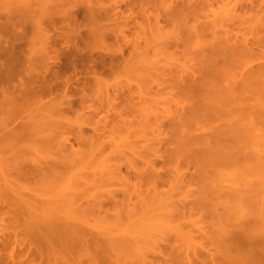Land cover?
Masks as SVG:
<instances>
[{
    "label": "rangeland",
    "instance_id": "374dc122",
    "mask_svg": "<svg viewBox=\"0 0 264 264\" xmlns=\"http://www.w3.org/2000/svg\"><path fill=\"white\" fill-rule=\"evenodd\" d=\"M43 1L46 0H0V38L10 37L15 40L19 37L18 34L14 37L15 33L24 30V26L25 29L27 27L24 32L31 34L32 19L24 17L28 15L22 10L26 4L24 2L33 3L35 8ZM47 1L49 3L50 0ZM50 5L44 7L45 14L42 19L43 25H50L45 24L49 28L41 26L43 30L49 29L51 36L52 31L59 36L60 28L61 35L64 36L63 32L70 28V34H66L78 38L80 52H84L85 58L89 57L86 62L91 61V58L98 61V64L93 62L96 68L92 66L97 75L93 79L90 76L92 80L88 78L89 83L85 84L87 87L83 90L84 104L78 103L83 93L79 90L83 86V76H80L82 82L78 83L74 78L79 75L73 74L72 81L75 82L72 84L78 85L76 93H69L77 97L76 100L72 97L76 101L73 110L59 113L54 112L52 106L48 107L50 130L56 132L61 141L67 136L70 137V141L66 142L67 147L70 148V142L74 144L75 153L63 163L66 165L64 173L44 178L42 184L34 183L35 179L29 177L21 178L18 182L26 186L33 185L36 188V197L47 201L49 198L52 201L57 200L55 206L59 207L58 211L62 215L78 212L79 221L101 236H107L112 246L117 240L116 244L121 246L120 249L116 246L112 251V248L104 247L102 250L105 254L100 253L98 260L112 264H224L226 259L235 260H232V257L236 258L233 252L231 257L227 256L228 251L218 245L225 235L224 231L240 230L264 215V0H65L58 6H53L63 12L56 10L52 16L46 14L53 10ZM89 6L91 12L95 8V13H89ZM98 9L100 14L97 13ZM64 12H68L67 17L63 15ZM8 20L13 26H10ZM21 21L23 24L19 23ZM14 23L22 26L17 25L14 28ZM78 35L84 37L83 39L88 38V41L81 42ZM230 40L231 43L228 42ZM60 44L58 42L59 46ZM223 44L225 46L221 50L227 49L230 55L234 51L237 54L242 46L240 44H243L237 54L240 58L237 55L234 58L233 55H227L229 57L226 60H231L226 61V56L222 53L225 51L219 50ZM58 45L56 46L59 47ZM234 45H238V49ZM210 49L223 56H216L215 53L216 59H211L215 56L210 52L212 57L209 55L210 60L207 59ZM64 57L65 55H61L62 61H59L62 64L67 60ZM103 58L107 65L102 66L99 63ZM248 59L256 64H250L253 65L252 70L243 75L249 79L244 82L250 83L247 92L245 91L247 95L232 103L236 111L231 112V120L235 117V121H232H237L235 125L239 128H235L239 129L236 130V134H239L235 147L228 149L235 153V159L229 163L222 160L218 153L219 149L222 150L218 146L221 139L216 140L222 136L218 127L220 130L224 124V128L227 127L228 123L221 125V120L227 119L224 117L225 113L230 114L226 112L229 107L222 111L221 105L224 103L220 105L218 97L225 96L223 101L219 99L226 103V96L227 99L231 98L227 95L230 91V96L241 92L244 78L241 79L239 73L243 69L237 73L235 71L236 68H243L247 62L249 64ZM215 60L219 73L213 76L210 71L213 72L214 66H217ZM219 62L224 64L220 65ZM228 62L229 65L225 64ZM62 64L55 68L62 69ZM248 64L246 68L250 66ZM72 70L68 69L67 73ZM84 71L91 75L90 68L79 73L85 74ZM200 71L206 76L212 75L210 81L214 79L212 83L216 82L215 86L211 84L214 86L210 87L211 91L206 88L209 85L205 87L208 78ZM218 74L221 75L218 77L220 82L216 79ZM236 74L239 76L233 77ZM195 75L201 78L200 82H204L200 84V79L197 80ZM87 76L89 75L84 76L83 80ZM225 79L230 80L227 83ZM194 80L198 87L203 84L200 91L203 88L210 91L203 90L206 96L200 97H205L207 102H212L210 96L218 88L217 101L214 95L211 99L218 102L222 109L217 107L213 110L214 106L211 105H216L214 101L212 104L208 103L211 107L208 109L212 112L218 109L223 112L220 113L219 120L223 115L220 121H213L215 118L209 116L212 115L211 110L208 113L205 108L207 102L204 103L199 96L196 97L199 91L195 88L197 84H189ZM235 81H238V86L240 81L243 83L238 88L240 90L237 89L238 92ZM72 84V88L75 87ZM187 84L197 91L196 95L194 90L193 94L191 91L188 94V90L186 92L183 89V86L187 89ZM246 84L243 87L247 88ZM229 100L232 102V99ZM231 102L226 105L231 106ZM243 111H246L245 115ZM43 112L44 109H38L37 115ZM204 113H207V118H212L213 122L209 118L207 120L212 124L206 122L201 125L203 120L206 121ZM228 119V122L231 121ZM217 124L220 125L212 130V126ZM198 127H202L203 131H198ZM205 128H210L211 131L208 130L207 133ZM195 130L196 134L199 133L197 137ZM204 130L209 134L208 137L214 135L212 137L218 143L216 147H219L216 152L217 148L212 146L215 147V154L210 153V156L215 158L218 153L220 159L207 160L210 158L207 157L208 151L212 152L213 149L210 147V150H205L210 145L209 141V145L204 148L208 140L206 136L207 140L204 141ZM216 130L221 136L217 137ZM76 135L86 139L77 143L74 140ZM223 136L221 138L224 140ZM209 139L212 140L211 143L215 142ZM212 144L215 145L216 142ZM40 150L44 153L45 147H40ZM207 162L213 166L210 168ZM1 176L0 174V178ZM68 199L75 202L74 206ZM67 204L72 208H65ZM9 229L14 230L10 227ZM5 230L9 231L8 228ZM3 234L1 236L5 238L6 234ZM139 235L136 242L135 237ZM9 237L11 234L4 240L7 242ZM109 242L101 245L108 246ZM122 244L125 246L122 247ZM105 250H108L107 254ZM80 256V259L83 258ZM88 259L86 257L82 262L88 264Z\"/></svg>",
    "mask_w": 264,
    "mask_h": 264
},
{
    "label": "bare ground",
    "instance_id": "6f19581e",
    "mask_svg": "<svg viewBox=\"0 0 264 264\" xmlns=\"http://www.w3.org/2000/svg\"><path fill=\"white\" fill-rule=\"evenodd\" d=\"M61 1L63 2L65 0H50L49 3L46 0V1H43L42 3H39L38 6L35 8L33 7V3L24 2L26 4H24L25 6H24V9H22V10L23 11L25 10L24 14H28V15H24V17L27 16L30 19H32L31 23L33 26L32 27L33 32L29 31L31 34L33 33L32 36H31V34H28V35H30V36H28L27 32L26 33L24 32L27 29V27L25 29V26H24V30H22L24 33L22 31H20V33L22 32L21 35L19 32L15 33L14 37H17L16 36L17 34L19 36L17 39L15 38V40H14V38L12 39L10 37L9 38L6 37L5 39L0 38V174L2 175L0 178V228H1L0 229V264H84L85 261L83 263L82 260H85L86 257L89 258L87 260V261H89L88 264H112V262H109V261L102 260L103 261L102 262L101 260H98L99 258L97 256L100 253H104V250H102V249H104V247H105V249H108V248L111 249L112 248V251L115 250V249L113 250V248L116 246L118 248L121 247L120 245L116 244L117 240L114 242V245L112 246V243L108 241L107 236H101L100 233L93 231V230H90L89 227H87L83 223H81L79 221V217H78L79 213L78 212L77 213L71 212V213H67L66 215H62V213L60 211H58L59 207L55 206V203L57 202V200L52 201L49 198L47 201V200H44L42 198L36 197V194H35L36 188L33 185H27L26 186V185H22L21 183L18 182V180L21 178H28L29 177V178L35 179V180H33L34 183L39 182V184H40L41 182H43L44 178H47L50 176L56 177L57 175L64 173V168H66V165H63V163L66 161V159L70 158L73 155V153H75L74 144H73V142H70V148L67 147L66 142L70 141V137L67 136L64 138V141H61V139L57 135V133L50 130L51 129V120H50V117H48L49 116L48 107L52 106L53 111L59 112V113H64V112L66 113V112H68V110L70 111V109L73 110L72 107H73V105L76 104L75 103L76 101H74V99L76 100L77 97L75 98L73 96V94L70 95L69 93L70 92L76 93V91L78 89V87H77L78 85L72 84L75 82V81H72L73 80L72 75L73 74L75 76L77 74L79 75V76H77V78H74V80L76 79L78 81V83L81 80L83 81V84H82L83 86L79 87L80 88L79 90H81L82 92L87 87L86 85L89 83V80L92 77L93 78L96 77L95 74L97 71H96V69L93 70V68L95 67L94 65L98 64V61L96 62L94 60L95 58L93 59L90 57L91 61L87 60V62H86V59L89 57L85 58L83 55L84 52H83V54H82V51L80 52V49L78 48L79 46L77 45L78 38L74 37V36H72V37H74V38H72L71 35L69 36L66 34V32L68 34H70L68 32V31H70L69 30L70 28L68 29L65 27L66 30H68V31H66L64 29V31H66V32H63L64 36L61 35L62 30L60 28H58L59 32L61 34L58 33V34H60L59 36L57 34L54 35V33L52 31V34L54 35V36L52 35L53 36L52 37L49 34V31H48L49 29L43 30V27H41V26H44L45 24L50 25L49 23H45L43 25L42 19H43V15L45 14V8L44 7H48L46 5L51 4L50 6H52L53 10L51 9L52 10L51 12L49 10V13H46V14H49L50 16H52L53 13L55 14L56 10L60 11L62 13L63 10H59L57 8L55 9V7L58 6ZM53 6H55V7H53ZM94 10H95V8H93V11ZM93 11L91 12L90 6H89V13L90 14L95 13ZM102 12H104V11H102ZM97 13H99V9L97 10ZM57 14H59V13H57ZM67 14H68V12H64L63 15L67 17ZM84 15L86 16V14H84ZM55 16H57V15H55ZM59 17H61V16H59ZM22 19L24 20V18H22ZM64 19H66V18H64ZM22 21L19 23H22ZM26 22L27 21H25V24H26ZM70 22H71V19H70ZM9 23H10V21H9ZM29 23H30V21H29ZM14 25H15V23H14ZM17 25L18 24H16L14 28H16ZM19 25H21V24H19ZM48 25H45L44 27L49 28V27H47ZM10 26H13V24L11 25V23H10ZM68 26H70V25H68ZM20 27L17 29H20ZM9 28L10 27H8V29ZM53 28H55V27H53ZM54 32H55V30H54ZM72 32H73V30H72ZM56 33H57V31H56ZM79 33H80V30H79ZM55 36L58 37L57 40H56ZM80 36H79V38H80V40H82L81 42H83V40L88 39V38L86 39V37H85V39H83L84 37L81 38ZM87 41L86 42L84 41L85 44H87ZM58 42L61 43L60 46L58 45ZM228 42L231 43V40ZM56 45H58L59 47H57ZM240 45L244 46L243 44H240ZM248 45H249V43H248ZM224 46H225V44H223V46H221L219 50H221L222 48L224 49ZM230 46H231V44H230ZM234 46H237V49H238V45H234ZM241 47H240V49H241ZM248 47L250 48V46H248ZM233 48H235V47H233ZM251 49L252 48H250V50ZM216 50L217 49L215 48V51ZM233 50H235V49H233ZM248 50H247V52H248ZM83 51H84V49H83ZM221 51H225V50H221ZM226 51L222 52L223 55L226 56V58L224 57L225 60L229 57V56L227 57V55H230V53L228 52L227 49H226ZM229 51L231 52V49H229ZM238 51H237V54H238ZM210 52H213V50L210 49L209 53L206 57H208L210 55ZM215 53H216V56L217 55L220 56V54L219 53L217 54V52H213V53H211V55L213 54V56H215ZM235 53H236V51L231 53L230 56L233 55V58L236 57L237 54H235ZM250 53H251V51H250ZM90 54H92V52ZM239 54H240V52H239ZM61 55H65L64 58L67 59L66 62L64 61L65 62L64 64H62V62H59V61H62V60H60ZM211 55H210V57H212ZM223 55L221 54L220 57H222ZM216 56L214 58H211V59H216ZM244 56H243V58H244ZM204 59H206V58H204ZM207 59H209V57ZM219 59L217 60V62L219 61ZM96 60H97V58H96ZM228 60L230 61L231 59H228ZM228 60H226V61H228ZM94 61L96 64L93 63ZM212 61H214V60H212ZM221 61H223V60H221ZM246 61H247V59H246ZM248 61H250V60L248 59ZM205 62L207 63V61H205ZM215 62H216V60H215ZM217 62L215 63V64H217V66L214 64L215 70L213 69L216 72L213 71L214 72L213 73L212 71L209 70L213 74V76H216L217 75L216 73H219V72H217V67H218ZM251 62L252 61H250L249 64H248V62L246 64H244L243 68L242 67H240L239 69L236 68L237 70L235 72L237 73V72H240L239 70H242V69L244 70L246 68L247 64L248 65L256 64V63H251ZM91 63L93 65H91ZM99 63H101V65L104 66L107 62L105 63V59L103 58L102 60L99 61ZM221 63L224 64V62H221ZM221 63L219 62L220 65H222ZM230 63H232V62H230ZM235 63L236 62L234 60V64ZM61 64L63 65L62 69L58 70L57 68H55L56 66L61 65ZM202 64H203V62H202ZM225 64L229 65V62L225 63ZM220 65H219V67H221ZM253 65L248 66L249 69L246 68L248 71L245 69V71L242 70L239 73V74H241V77H240L241 79L244 78L243 75L246 72L248 74L249 70L250 69L252 70L251 67H253ZM79 66H80V69H79ZM92 66H93V68H92ZM207 66H209V62L207 64ZM223 66H225V65H223ZM230 66H232V65L230 64ZM230 66H228V67L230 68ZM201 67H203V65ZM71 68L73 70L71 72H69V74H68L67 71H68V69H71ZM85 68L91 69V75L86 74V72H88V71H86V72L84 71V73L86 75H89V76L85 77V80H83V77L86 75L80 74V73H83V70ZM225 68L223 67V69H225ZM259 68H261V67H259ZM208 69H209V67H208ZM218 69H220V68H218ZM197 70H198V68H197ZM201 71L205 72L207 70H201ZM201 71H200V73L202 74ZM218 71H220V70H218ZM223 71H221V72H223ZM226 72L228 73V71H226ZM242 72H243V74H242ZM192 73H194V71ZM196 73H197V71L195 72V74ZM229 73H231V72L229 71ZM198 74H199V72H198ZM206 74H207V72H206ZM232 74H234V73H232ZM202 75L206 76L205 74H202ZM202 75H200V76L202 77ZM80 76H83V77H81L82 79L80 78ZM90 76H91V78H90ZM197 76L195 75V78H197V80L200 79L199 80V82H200L201 78L199 76L198 77ZM208 76L209 75L206 76L208 79H206L204 77L206 79V82H207V83H205L206 85L205 84L204 85H205V87L207 85H209V87H206V88L210 90L211 89L210 87L213 88L216 85V82L212 83V80H214V79H212L211 81L209 79L212 77V75L209 77ZM236 76H239V75L236 74L233 77H236ZM218 77H221V75L218 74L217 78L215 77L219 81ZM88 78H90V79H88ZM227 78H229V76ZM230 78H231V76H230ZM14 79H15V81H14ZM245 79L246 78L243 79L244 84L240 83L241 81L239 82L240 86H238L239 80L234 82V83H237L236 90L241 87V84H243L245 86V84L247 83L246 84L247 88L243 87V85H242V87L245 89L244 91H243L242 87H241V90L238 89L241 92H243V94H241V92H240V93H234L233 95L230 96L229 93L231 91L228 94L226 93L227 95H229V97H231L229 99H232V102H231V100L227 99L228 96H226V98H225L228 101V103H227V101L225 103V100H224V102H221V101H223V98L225 96L223 98H222V96L218 97L219 96V95H217L218 88L216 89V87H215L213 89V90L216 89L215 90L216 92L213 91L212 94L214 95V97H216V96L218 97L219 104L224 103V105L220 104L223 109L220 107L219 104H217L218 102H215L217 97L215 98V100L211 99L213 97V95H211V94H210L211 95L210 96L207 93L211 97L210 98V101H212L211 103L209 101L207 102L205 97L200 98L201 95L206 96V94H204V92H202L203 90L208 91L205 88H203V90H201V91L199 90V89H201L200 88L201 86L203 87V84L202 85H200V84L203 83L204 81L200 82V84H199L200 87H198L196 80H194L193 83H189L192 85L197 84V85H195V88L197 89V91L198 90L200 91V92L198 91V93L196 90H194V88L192 86L190 87L189 84H187L189 86L185 85V86H187V89L184 86H183V89L186 90V92H187V90H188V92L189 91L192 92L194 90L195 91V92L193 91L194 95H196V93H197L196 97L199 96L201 101L203 100L204 103L207 102V104H205V105H207L208 107L205 105L204 106H205L206 110L208 111V113H210L209 111L211 110L208 108H211L213 106H214L213 110L217 107L218 108L220 107V109H222V111L224 109L226 111V109L229 107L226 112L230 113V114L226 115V113H225L224 117H226L227 119L229 117V119L231 120V117H233L231 112H233L234 110L236 111V108L233 104L236 103L238 100L244 99L245 95H247L246 92H247V89L249 88V86H248L249 82H244ZM16 80H17V82H16ZM202 80H204V79L202 78ZM208 80H209V82H208ZM229 80L230 79L226 80L225 82L228 83ZM248 80L249 79L247 78L246 81H248ZM71 84L73 86H75V87H73L74 89L72 88ZM211 84L214 86H211ZM232 85H233V83H232ZM189 87H190V90H189ZM226 88L228 89V87H226ZM228 90H227V92H228ZM230 90H231V88H230ZM238 90H237V92H238ZM210 91H208V92H210ZM221 91H220V93H221ZM224 91H225V88H224ZM191 92H189L188 94H190ZM193 92H192V94H193ZM84 94H85V92H83L80 95V97H79L80 100L77 99V100H79L78 103L84 104V102H85V100H84L85 95ZM58 96H59V98H58ZM186 96H188V95L186 94ZM72 97H74V99ZM207 98H208V96H207ZM219 98L221 99V101ZM213 101H214V103H216V105L213 104L210 107L209 104H212ZM229 101L231 102V106L226 105V104H229ZM199 103H200V101H199ZM242 107H243V105L240 108H242ZM205 108H202V110L204 109V111H205ZM38 109H44V112L42 114L37 115ZM247 109L248 108H245L244 110H247ZM242 110H243V108L241 109V111ZM207 111H205V112H207ZM216 111H219V109L215 110V112ZM211 112H212V110H211ZM215 112H212V115H209L213 119L215 118V120H213V121L219 120L220 113H223V112L219 111V113L216 114ZM213 113H215V114H213ZM245 113H246V111L243 113V115H245ZM248 113H250V112H248ZM204 114L206 115L207 113H204ZM194 115H196V117L200 118V116H197V114H194ZM213 115H214V117H213ZM215 115H217V117ZM228 115H230V116H228ZM207 116L208 115H206V117H205L206 121L203 120V122H202L203 124H201V125H204V123L206 124V122H207V124H212V123H208L207 120H209L210 118L208 117L209 118L208 119ZM222 116H221L220 120L222 119ZM183 118H181V119H183ZM212 118L210 119L211 122H213ZM234 118L232 120L235 121ZM244 118H246V116ZM227 119H225V120L223 119L224 121L221 120L222 123L220 122L221 125H223L224 123H228L227 127L225 126V128H224V125H225L224 124L223 127H221L222 130H220L219 127H218V129H219V132L221 131L222 136L223 135L226 136L228 134L227 137L228 136L229 137L227 138V137L223 136V138H225L223 140L221 138L222 136L218 134V131H217L218 129L216 130L217 132L215 131L218 134L217 137L221 136V137L216 138V140L221 139L218 142L221 144H218L217 143L218 140L216 141L215 138L212 137L214 135H212L211 137L210 136L208 137L207 135H209V134H206V130H204V134H206L205 137L206 136L208 137V140H207V137L204 138V141H205V139L207 140V142L205 141L206 144L204 145V148L209 142H210L209 143L210 145L212 143L216 142L215 145L212 144L210 146L208 144L209 147L207 149H205V150H208V149L210 150V147H211V149H213L212 152H211V150L208 151L209 154H207L208 155L207 157L208 158L210 157V158L207 160H209V161H210V159L215 161V158L220 159L222 157V160L227 161L229 163H232L233 160L235 159L234 158L235 153L232 151L230 152V150H232L235 147V144L237 142L239 132H237V134H236L237 129L235 127H238V126L235 125L237 123V121L234 122L231 120L228 122ZM197 122H198V120H197ZM230 122L231 123L233 122L234 124L233 123L231 124ZM214 123L216 124V122H214ZM199 125L200 124H198V126ZM219 125L220 124H217L215 126L213 125L212 130L214 129V127L216 128ZM202 127L204 128V126H202ZM202 127L201 128L198 127L197 130L200 128V130H198V131H203ZM205 129H207V128H205ZM209 129L210 128L207 129V133H208ZM197 130H195L194 133ZM209 131H211V130H209ZM216 133H215V136H216ZM198 134L199 133H197L195 136L197 137ZM204 134H203V136L202 135L201 136L204 137ZM190 136H192V135L190 134ZM199 138L201 139V137H199ZM209 138L213 139V141L215 140V142L211 143L212 140L210 141ZM85 139H86L85 137L80 136V135L74 136V140L77 143H82ZM191 140H193V139L191 138ZM202 140L203 139H201V141ZM198 141H197V143H198ZM217 144H218V146L220 145L219 146L220 148H222V150L219 149V152H218L219 147H216ZM42 146L45 147V150L43 151L44 153H42V150H40V147H42ZM212 146H215L217 148L216 152H218L220 154L219 155L217 153V155H219L220 158L217 155L215 158L210 156L211 155L210 153H213L214 149H215V147L212 148ZM225 148H227V149H225ZM228 149H230V150H228ZM201 150L203 151V149H201ZM223 150H225V151H223ZM227 150H228V153H227ZM220 151H223V152L220 153ZM205 152L208 153L207 151H205ZM224 152H225V154H224ZM229 153H231V154H229ZM214 154H215V152H214ZM222 154H223V156H222ZM202 155L204 156L205 154H202ZM212 156H214V155H212ZM208 162H207V164H208ZM209 164H208V166H209ZM211 165L213 166V164H210V166H209L210 168L212 167ZM217 166H219V164ZM217 166L214 165V167H217ZM214 167H213V169H214ZM36 176L38 177L37 179H36ZM25 189H26V191H25ZM27 190H29V191H27ZM57 199H59V198H57ZM70 202H71L72 206H74L73 203H75V202H72V201H70ZM63 205L64 204H61V206H63ZM68 206L69 205L67 204V206H65V208L66 207L72 208L71 206L70 207H68ZM73 208H76V206ZM84 221L86 222L85 219H84ZM88 225H90V224H88ZM90 226H92V225H90ZM9 227L11 229L13 228L14 230L13 229L12 230L14 232L11 231L9 229ZM7 228L9 231L5 230ZM253 229H255V230H253ZM252 230H253V232H252ZM21 231H23V232H21ZM9 232L11 234V237H9L7 242H6V240H4V239L8 235L10 236ZM224 232H225L224 233L225 235L222 237L221 242H218V245H221L223 248L226 249V251H228L227 252L228 255H227V253H225L227 256L230 255V257H231L232 256L231 252H233L235 254L234 256L236 258H238V260H236V258L232 257V260L235 259L233 261H229L231 259H226V263L224 262V264H264V215H262L259 218V220H256L253 223H249L248 225H246L244 228H241L240 230H232V231L226 230ZM226 232H227V234H226ZM3 233L6 234L4 236L5 238H3L1 236ZM141 233H140V235H141ZM12 234H13V237H12ZM140 235L135 237V241H136L137 237H140ZM221 235H222V233H221ZM132 240H133V238H132ZM108 242H109V245H111V246H109V245L108 246H102L101 245V243L107 244ZM124 246L125 245H123L122 247H124ZM215 246H216V243H215ZM107 251H106V254L108 253ZM80 255H82L83 258L80 259V257H81ZM83 255H86V257ZM117 256H119V255H117ZM118 258H116V259L119 260ZM114 260H115V258H114ZM120 260H121V258H120ZM113 264H114V262H113ZM214 264H222V262H220V263L216 262Z\"/></svg>",
    "mask_w": 264,
    "mask_h": 264
}]
</instances>
